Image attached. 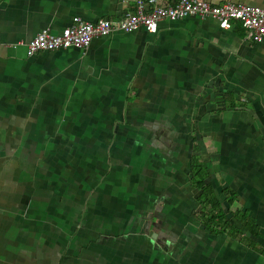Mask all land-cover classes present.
<instances>
[{
	"label": "crops",
	"instance_id": "0c3cea01",
	"mask_svg": "<svg viewBox=\"0 0 264 264\" xmlns=\"http://www.w3.org/2000/svg\"><path fill=\"white\" fill-rule=\"evenodd\" d=\"M135 2L0 0V264H264V39L196 15L27 54ZM194 154L255 247L203 226Z\"/></svg>",
	"mask_w": 264,
	"mask_h": 264
},
{
	"label": "built area",
	"instance_id": "2783aa9c",
	"mask_svg": "<svg viewBox=\"0 0 264 264\" xmlns=\"http://www.w3.org/2000/svg\"><path fill=\"white\" fill-rule=\"evenodd\" d=\"M196 15L213 16L224 28L232 27L233 22H240L252 42L264 39V7L260 5L236 2L212 4L206 0H172L170 3H163V0H136L135 10L124 14L119 21L103 18L97 22H81L60 34L45 29L26 46L30 55L70 47L84 48L91 45L94 38L107 36L116 29L130 32L145 27L154 33L163 19L178 20Z\"/></svg>",
	"mask_w": 264,
	"mask_h": 264
},
{
	"label": "trees",
	"instance_id": "16d2710c",
	"mask_svg": "<svg viewBox=\"0 0 264 264\" xmlns=\"http://www.w3.org/2000/svg\"><path fill=\"white\" fill-rule=\"evenodd\" d=\"M240 25L243 27L241 23ZM196 148L198 147L195 145ZM209 174L206 163L200 161L198 154H194L191 162V186L193 189L201 191L198 202L203 213V226L211 234L225 233L251 247H255L256 241L246 231L250 232L252 236H258L260 234V226L255 224L254 219L246 212L240 210L224 211V205L214 186L206 181ZM224 192L229 197L228 204L231 205L235 201L236 192L231 188L224 189ZM231 218L237 220V225L232 222Z\"/></svg>",
	"mask_w": 264,
	"mask_h": 264
},
{
	"label": "rangeland",
	"instance_id": "374dc122",
	"mask_svg": "<svg viewBox=\"0 0 264 264\" xmlns=\"http://www.w3.org/2000/svg\"><path fill=\"white\" fill-rule=\"evenodd\" d=\"M40 52H43V51H40ZM45 52H46V51H45ZM27 54L30 55L28 52H27ZM35 54H36V53H35ZM33 55H34V54H33ZM36 134H37V132H36ZM213 148H214V147H213ZM161 241H163V240L161 239Z\"/></svg>",
	"mask_w": 264,
	"mask_h": 264
},
{
	"label": "flooded vegetation",
	"instance_id": "af4514ba",
	"mask_svg": "<svg viewBox=\"0 0 264 264\" xmlns=\"http://www.w3.org/2000/svg\"><path fill=\"white\" fill-rule=\"evenodd\" d=\"M170 237L173 238V236H171V235H170ZM170 240H172V239H170Z\"/></svg>",
	"mask_w": 264,
	"mask_h": 264
}]
</instances>
